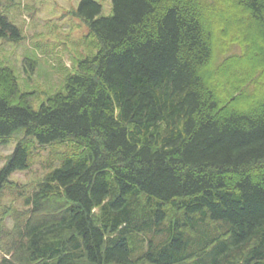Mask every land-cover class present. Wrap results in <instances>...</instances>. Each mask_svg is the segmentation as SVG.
<instances>
[{
    "label": "trees",
    "instance_id": "trees-1",
    "mask_svg": "<svg viewBox=\"0 0 264 264\" xmlns=\"http://www.w3.org/2000/svg\"><path fill=\"white\" fill-rule=\"evenodd\" d=\"M102 11L81 0L94 51L38 108L0 65V137L75 151L31 192L10 177L32 147L8 156L0 200L23 207L0 219V264H264V0ZM5 37L22 33L0 12Z\"/></svg>",
    "mask_w": 264,
    "mask_h": 264
},
{
    "label": "rangeland",
    "instance_id": "rangeland-1",
    "mask_svg": "<svg viewBox=\"0 0 264 264\" xmlns=\"http://www.w3.org/2000/svg\"><path fill=\"white\" fill-rule=\"evenodd\" d=\"M103 6L100 16L114 13L113 0H97ZM81 0H2L0 12L17 25L22 38L12 40L0 38V65L11 67L18 76L22 91L32 95L33 107L38 108L49 96L63 90L67 75L78 72L77 64L93 52L88 45L89 26L77 15ZM89 38V39H88ZM22 130L5 138L0 137V169L24 139L33 149L29 169L18 170L10 177L11 182L31 192L36 183L43 179L53 165L59 164L64 154L73 153L74 148L66 144L39 145L24 138ZM45 146V147H42ZM9 185V187H11ZM0 200V219L7 212L21 210L23 203L16 201L12 189L4 192ZM14 224L13 216L4 223Z\"/></svg>",
    "mask_w": 264,
    "mask_h": 264
}]
</instances>
